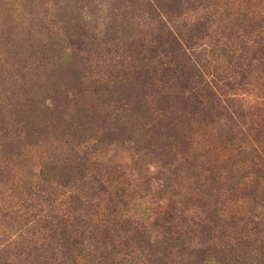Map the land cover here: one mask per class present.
Listing matches in <instances>:
<instances>
[{
    "label": "trees",
    "instance_id": "1",
    "mask_svg": "<svg viewBox=\"0 0 264 264\" xmlns=\"http://www.w3.org/2000/svg\"><path fill=\"white\" fill-rule=\"evenodd\" d=\"M223 1L111 0L91 36L97 5L54 3L60 32L0 142V176L34 210L15 258L264 264V18ZM212 23L226 38L203 51Z\"/></svg>",
    "mask_w": 264,
    "mask_h": 264
},
{
    "label": "rangeland",
    "instance_id": "2",
    "mask_svg": "<svg viewBox=\"0 0 264 264\" xmlns=\"http://www.w3.org/2000/svg\"><path fill=\"white\" fill-rule=\"evenodd\" d=\"M247 1L249 0H230L231 4H226L223 1L218 2L220 5L217 6L221 9L222 6L230 9L231 16H235L238 9L243 11L244 8H249L257 18H264V0H250L249 4ZM58 2L59 0H0V142L10 137L12 131L18 127V120L22 118L21 113L17 114L18 108L23 104L31 84L40 82L42 75L39 78V74L33 72V62L39 60L46 39L53 31L58 30L59 26L61 27L58 15L57 20L53 21L56 10L54 3L58 4ZM81 3L85 9L92 8L91 11L97 5L95 14H93L95 17L97 16L95 18L97 19V28H92L93 24L89 22L91 16L86 17L89 22L86 25V34L88 36H91L92 32L102 34L105 21V19L102 20V17L105 16L106 7L110 5L111 0H81ZM200 14L193 13L187 16L184 14V17L186 21H189L197 18ZM209 26L215 36L206 39L204 45L199 46L203 51H208L217 41L220 43L226 38L222 34L221 25L212 23ZM58 31L60 32V30ZM105 74L104 69L99 70L100 78ZM257 94H259V89L256 90L255 99L258 98ZM242 98L248 100L249 95H243ZM17 99L20 103L16 105ZM201 149H203L202 146ZM26 150L23 148L22 152H26ZM37 160L38 158L34 156L29 162L26 161L19 175L26 177L30 172L36 173ZM19 175L17 176L19 177ZM13 180L12 177L6 179L0 176V260L8 256L15 264H24L22 255L15 258L14 252L18 243L26 242L29 236L28 232H31L35 225L31 221L32 216L31 219L29 217L34 210L27 209V203L19 199L20 192H17L18 189H15V183H13L17 179ZM162 202L156 203V210L163 208ZM5 249L7 250L5 251Z\"/></svg>",
    "mask_w": 264,
    "mask_h": 264
}]
</instances>
